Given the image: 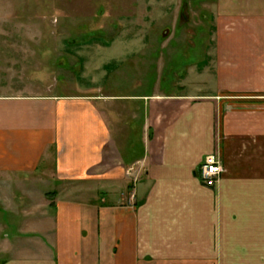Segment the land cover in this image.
I'll use <instances>...</instances> for the list:
<instances>
[{
  "label": "crops",
  "instance_id": "crops-1",
  "mask_svg": "<svg viewBox=\"0 0 264 264\" xmlns=\"http://www.w3.org/2000/svg\"><path fill=\"white\" fill-rule=\"evenodd\" d=\"M211 6L179 93H102L149 61L147 36L121 32L79 48L78 93L0 95V212L18 216L0 264H264V0ZM211 154L214 185L198 174Z\"/></svg>",
  "mask_w": 264,
  "mask_h": 264
},
{
  "label": "rangeland",
  "instance_id": "rangeland-1",
  "mask_svg": "<svg viewBox=\"0 0 264 264\" xmlns=\"http://www.w3.org/2000/svg\"><path fill=\"white\" fill-rule=\"evenodd\" d=\"M213 4L222 0H0V95L78 93L85 86L82 47L102 41L99 46L105 48L104 42L121 32L132 34L125 42L137 45L147 36L149 61L135 58L119 71L120 77L116 74L112 92L106 85L102 93H179L183 80L190 79L187 67H197L205 58ZM105 51L91 61L107 62L111 49ZM139 108L136 103L120 105L129 115ZM11 196L19 205L31 201L21 200L17 192ZM17 217L0 212V224H8L0 230V262L17 255L5 240L12 238Z\"/></svg>",
  "mask_w": 264,
  "mask_h": 264
},
{
  "label": "built area",
  "instance_id": "built-area-1",
  "mask_svg": "<svg viewBox=\"0 0 264 264\" xmlns=\"http://www.w3.org/2000/svg\"><path fill=\"white\" fill-rule=\"evenodd\" d=\"M222 172L221 160L216 154L206 156L198 170L201 180L208 185H214Z\"/></svg>",
  "mask_w": 264,
  "mask_h": 264
}]
</instances>
